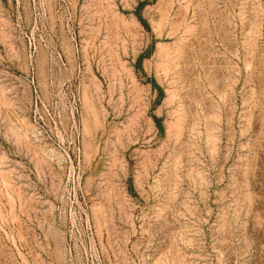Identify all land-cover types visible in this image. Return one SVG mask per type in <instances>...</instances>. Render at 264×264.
Returning a JSON list of instances; mask_svg holds the SVG:
<instances>
[{
    "label": "rangeland",
    "instance_id": "obj_1",
    "mask_svg": "<svg viewBox=\"0 0 264 264\" xmlns=\"http://www.w3.org/2000/svg\"><path fill=\"white\" fill-rule=\"evenodd\" d=\"M0 264H264V0H0Z\"/></svg>",
    "mask_w": 264,
    "mask_h": 264
}]
</instances>
